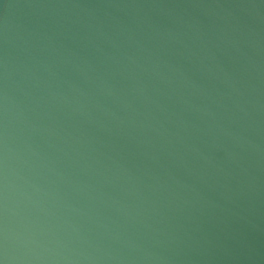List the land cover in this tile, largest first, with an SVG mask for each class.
<instances>
[{"label": "water", "instance_id": "1", "mask_svg": "<svg viewBox=\"0 0 264 264\" xmlns=\"http://www.w3.org/2000/svg\"><path fill=\"white\" fill-rule=\"evenodd\" d=\"M0 264H264V0H0Z\"/></svg>", "mask_w": 264, "mask_h": 264}]
</instances>
